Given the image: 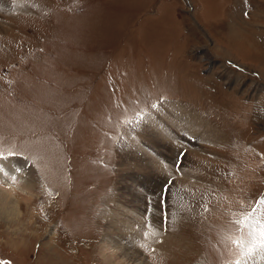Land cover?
Instances as JSON below:
<instances>
[{"label": "rangeland", "instance_id": "rangeland-1", "mask_svg": "<svg viewBox=\"0 0 264 264\" xmlns=\"http://www.w3.org/2000/svg\"><path fill=\"white\" fill-rule=\"evenodd\" d=\"M10 159L0 264H102L115 214L138 263L264 264V0H0Z\"/></svg>", "mask_w": 264, "mask_h": 264}, {"label": "bare ground", "instance_id": "bare-ground-1", "mask_svg": "<svg viewBox=\"0 0 264 264\" xmlns=\"http://www.w3.org/2000/svg\"><path fill=\"white\" fill-rule=\"evenodd\" d=\"M172 117L174 118L175 122H177V123L180 122V124L182 125V128H181L182 129V131H181L182 133L185 130H188V129H189V131H191V129H190L191 127L190 128L188 127L189 124H190L189 126L192 125V127L194 129H196L197 121H195V118L194 117H192L191 115L185 113L184 111H181L178 108H171L168 111V114L166 115V118L168 120H171ZM175 122H173V124ZM156 124H158L160 126L155 125V128L153 126L151 129H153L154 131H152L150 128H149V130L147 129L151 134H149L148 131L147 132L144 131V132L146 133V136H148L151 139L150 141L152 142V144L155 145V148L158 149L160 147L159 146L160 144H158V141L159 140L157 139V135L156 134H157V132L159 134H162L163 132H162L161 123L160 122H157ZM184 135H183V137H185ZM138 159H139V161L137 160V156L133 157V161L134 162L132 161V163L136 167H137V165H136L137 163L136 162L137 161L138 162H141L142 161L139 157H138ZM26 163L27 162L20 161V160L17 161L15 159L0 160V176L3 179L7 180V184H10V183L15 184L14 182H16V184H19L20 185L18 188H20V187L24 188L25 187L26 189L25 188L24 189L26 191L29 190L28 191L29 192L28 194L31 196L33 185H32L31 182H29L26 179V176L28 175V172H30L29 171L30 168H29V166ZM151 165H153V164H151ZM144 168L145 169H143V170H146L147 169V162L145 163ZM10 191H12V190H10ZM128 196H129V200L128 199L125 200L123 202V205H126L127 202L128 201H131L132 199L133 200L131 202H135L136 201V200L134 201V198H132V196L130 194H128ZM0 202H3L2 197L0 199ZM138 203H139V201H138ZM11 211H9V207L8 206L2 207L0 209V215L9 214V212L11 213ZM116 216H117V214H115V216H114V219L115 220L113 219L114 221L110 223V227L108 228L110 230L109 231V234L107 236L103 237L102 240L100 241V245H99V251H100V253H99V256L103 260V263L102 264H149V263H146L144 260L142 262L139 261V263H138L137 254L139 252L137 251V247H135V246H129L132 243L131 242V239H132L131 237H133V236H129L128 238H125V239L124 238L123 239H120L119 236L121 234H123L124 230L122 228L121 223L116 220V218H119V216H117V217ZM120 218H124V217L121 216ZM132 224H133V222H132ZM125 232L127 234H129V235L132 233L131 232V229L126 230Z\"/></svg>", "mask_w": 264, "mask_h": 264}, {"label": "snow or ice", "instance_id": "snow-or-ice-1", "mask_svg": "<svg viewBox=\"0 0 264 264\" xmlns=\"http://www.w3.org/2000/svg\"><path fill=\"white\" fill-rule=\"evenodd\" d=\"M245 15H247V13H245ZM153 108H156L157 105L156 104H153L152 105ZM262 203H264V201H262ZM260 246L261 247H264V231L261 232V240H260ZM255 250V245H253L252 247L249 248V254H251L252 251Z\"/></svg>", "mask_w": 264, "mask_h": 264}]
</instances>
